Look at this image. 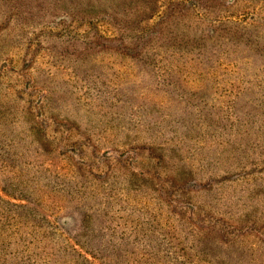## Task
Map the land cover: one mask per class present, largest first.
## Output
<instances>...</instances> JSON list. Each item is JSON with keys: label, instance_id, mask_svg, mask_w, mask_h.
I'll use <instances>...</instances> for the list:
<instances>
[{"label": "rangeland", "instance_id": "obj_1", "mask_svg": "<svg viewBox=\"0 0 264 264\" xmlns=\"http://www.w3.org/2000/svg\"><path fill=\"white\" fill-rule=\"evenodd\" d=\"M1 108L0 229L25 250L99 215L144 250L189 229L184 259L213 264L206 217L245 226L233 264L264 258V0H0Z\"/></svg>", "mask_w": 264, "mask_h": 264}, {"label": "trees", "instance_id": "obj_2", "mask_svg": "<svg viewBox=\"0 0 264 264\" xmlns=\"http://www.w3.org/2000/svg\"><path fill=\"white\" fill-rule=\"evenodd\" d=\"M2 109L3 108L0 110ZM32 110L35 115L38 114V116H40V124L43 123V109H39L37 105L36 107H33V103H30L27 105L26 109H22L21 112L29 111L28 113H31ZM7 111L8 110L0 111V119H4L3 113H6ZM195 186L199 188L197 182L187 180L180 186V190L186 188L191 189ZM2 194L8 195V190L6 187L0 185V196H2ZM1 202L2 199L0 197V203ZM15 207L17 209L21 208L19 204ZM22 208L25 209V205ZM98 216L99 215H67L66 219L62 220L63 223H61L65 232L58 226L55 221L58 220L56 218L50 223V232H48V227L42 228L38 224L39 221L36 223L38 228L35 225H32L31 231L36 230L38 231L37 234L42 233V236H40L37 241L38 245L44 241L46 238L45 235L51 233L50 242L47 244L45 243L43 247H41L43 254H37L33 251L38 249V245L31 251H27V249L25 250L24 247H26V241L23 238H20L21 235H18L16 239H14L11 235L3 233L0 229V264H62V261H64L63 264H65V262H68L67 258L69 257V255H66L67 253L76 256V262L74 261V264H94L95 261L101 264H109V260L114 256L120 264H124L127 257H130L134 264H190L187 262V259H184L185 249L183 248V245L185 241L186 243L195 241L196 236L188 231L189 229L180 230L179 232L181 236L175 237L173 235H168V233L165 232H157L154 237L152 235H154V232L156 231H154L155 227H153L149 229V236L147 235L144 240V250L141 242L134 236L132 238H130V236L127 238L120 236L118 237L120 242L117 239H114L113 234L109 233V231L113 229H111L110 226H104L105 221H108L109 218H104L103 225H101L97 218ZM202 219L204 225L201 224V227H204L202 229L205 231H203L204 233L219 228L218 232H222L224 237L222 244L223 249L217 248L220 252L215 250L211 251L210 257L213 264L218 263V261H222L223 264H233L236 262L237 256L233 244L236 241L244 242L245 235L242 234L244 232L238 228L245 226L231 224L228 220L225 221L223 219L215 222L212 221V218L206 219V217H203ZM193 224L198 226V224L194 222ZM253 227H255V222L253 223L252 221L250 228ZM257 230L259 231L258 226ZM145 235L146 234H143L142 238H144ZM260 238L264 240V234L260 235L259 239ZM262 243H264V241ZM11 246H16V253H12L13 256L8 255V261H6L7 255L4 248ZM60 252L64 253L65 257L61 256ZM244 252L247 254L246 257H249L250 259L253 258L252 255L254 253H252L251 249L247 248ZM44 254L46 255V258L43 257ZM202 255V257H204V253H202ZM243 258H245L244 254ZM254 258L256 259V264H264V258H261V254H258V251H256ZM15 261L19 262L16 263Z\"/></svg>", "mask_w": 264, "mask_h": 264}]
</instances>
